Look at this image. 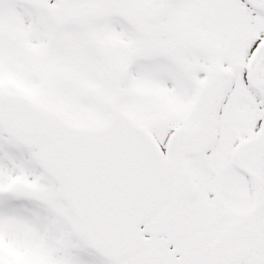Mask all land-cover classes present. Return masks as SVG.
I'll return each instance as SVG.
<instances>
[{"label": "snow or ice", "instance_id": "snow-or-ice-1", "mask_svg": "<svg viewBox=\"0 0 264 264\" xmlns=\"http://www.w3.org/2000/svg\"><path fill=\"white\" fill-rule=\"evenodd\" d=\"M0 264H264V0H0Z\"/></svg>", "mask_w": 264, "mask_h": 264}]
</instances>
